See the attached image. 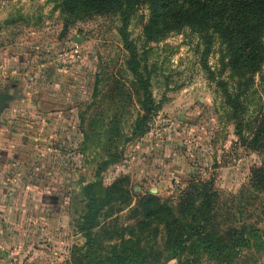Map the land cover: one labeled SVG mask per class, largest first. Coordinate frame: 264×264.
<instances>
[{
    "label": "rangeland",
    "instance_id": "rangeland-1",
    "mask_svg": "<svg viewBox=\"0 0 264 264\" xmlns=\"http://www.w3.org/2000/svg\"><path fill=\"white\" fill-rule=\"evenodd\" d=\"M61 3L0 0V65L18 68L22 76L7 79L0 88L17 87L25 80L36 90L22 91L20 86L15 97L56 102L58 109L70 105L67 109L74 114L73 135L59 138L57 165L51 170L61 196L58 215L46 211L35 224L40 231L35 243L8 256L0 253L7 259L0 264H109L110 245L128 238L129 228L139 221L133 209L141 196L150 193L177 207L186 196L199 202L197 191L205 184L218 194L213 230L223 240L229 229L259 236L251 244L263 249L245 248L237 262L264 254V188L254 175L264 161V148L249 145L256 120L264 113V65L249 74L252 80L241 79L236 120L225 90L236 94L240 79L228 65L227 45L213 29L180 25L167 9L153 14L148 3L140 5L127 31L161 108L151 116L146 132L137 135L143 94L128 65L121 17L112 12L71 16ZM69 47L77 50L76 56L61 63L58 53ZM238 122L243 137L236 133ZM165 149L176 158H169L172 162L160 179L157 165ZM125 162L134 164L136 172L125 175L130 204L118 203L112 216L102 220L96 229L98 254L90 259L87 238L79 228L84 187L97 183V191L104 194ZM154 227L163 225L153 220L150 230ZM147 243L168 254L164 231L157 240L144 238L142 244ZM186 258L192 256L186 253ZM168 264L179 263L172 259ZM200 264L214 263L202 255Z\"/></svg>",
    "mask_w": 264,
    "mask_h": 264
},
{
    "label": "trees",
    "instance_id": "trees-1",
    "mask_svg": "<svg viewBox=\"0 0 264 264\" xmlns=\"http://www.w3.org/2000/svg\"><path fill=\"white\" fill-rule=\"evenodd\" d=\"M145 3L149 4L153 14L161 8L167 9L168 14L171 13L180 25L213 29V34L218 35L220 41L227 45L228 65L240 80L236 94L225 90V95L237 120L239 88L244 83L241 79L244 77L246 82L252 80L249 74L256 73L264 65V0H62L63 11L71 16L112 12L121 17L120 33L125 48L130 53L128 65L143 94L144 115L136 126L137 135L146 132L151 116L161 108V104L153 97L149 78L141 70L137 46L129 39L127 31L133 14ZM240 126L238 122L236 133L243 137ZM249 145L253 148H264V113L256 120ZM126 174L128 173H120L104 194L97 191V183L84 187L86 202L79 228L87 238L90 259H95L98 254L96 229L102 220L112 216L118 203L124 206L130 204V194L125 188L128 181ZM254 175L257 184L264 188V161ZM203 187L201 190L197 188L196 197L199 202L194 203L186 196L177 207L162 203L157 196L150 193L141 196L137 207L133 209L140 215L139 221L135 227L129 228L128 238L122 237L120 242L110 245L108 263L168 264L176 259L179 264H200L202 255H206L214 264H238V257L243 249L254 247L262 250L258 245L251 244L252 238L257 240L259 236H246L245 232L229 229L228 239L223 240L213 230L214 224H217L214 205L218 194L208 184ZM153 220H158L163 227L150 230ZM162 231L165 232V248L168 254L164 250L155 249L154 244H142L143 239L150 235L157 240ZM9 251L14 253L11 245ZM186 253L192 256L190 260L183 259Z\"/></svg>",
    "mask_w": 264,
    "mask_h": 264
},
{
    "label": "crops",
    "instance_id": "crops-1",
    "mask_svg": "<svg viewBox=\"0 0 264 264\" xmlns=\"http://www.w3.org/2000/svg\"><path fill=\"white\" fill-rule=\"evenodd\" d=\"M16 69L19 71L15 67L2 68L0 65V84L7 79L13 80L15 75L22 79ZM20 86L22 91L36 90L35 85L25 80L17 87L3 84L0 88V93L12 95L8 106L0 110V253H7L5 256L9 255L10 245L15 252L35 243V237L40 233L35 224L46 215V211L58 215L61 196L51 170L57 165L59 138L67 139L73 135L70 124L74 121V114L68 110L70 105L58 109L56 102L48 104L34 97H15ZM174 157L175 154H168V149L163 150L162 160L157 165L160 179L166 171L165 165L172 162L169 158ZM125 165L121 173L136 176L134 164L125 162ZM24 228L29 231L25 232ZM263 255L251 256L239 264H261ZM1 256L0 262H6V257Z\"/></svg>",
    "mask_w": 264,
    "mask_h": 264
},
{
    "label": "built area",
    "instance_id": "built-area-1",
    "mask_svg": "<svg viewBox=\"0 0 264 264\" xmlns=\"http://www.w3.org/2000/svg\"><path fill=\"white\" fill-rule=\"evenodd\" d=\"M77 50L74 47H69L65 51H60L58 53V60H60L61 63L67 62L69 59L73 58L76 56ZM261 264H264V257L262 258Z\"/></svg>",
    "mask_w": 264,
    "mask_h": 264
},
{
    "label": "water",
    "instance_id": "water-1",
    "mask_svg": "<svg viewBox=\"0 0 264 264\" xmlns=\"http://www.w3.org/2000/svg\"><path fill=\"white\" fill-rule=\"evenodd\" d=\"M12 99V95L6 93H0V110L8 106L9 100Z\"/></svg>",
    "mask_w": 264,
    "mask_h": 264
}]
</instances>
